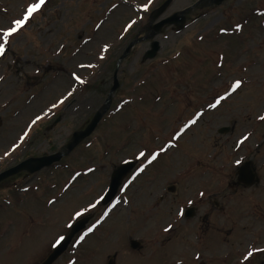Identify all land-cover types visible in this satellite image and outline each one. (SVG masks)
Instances as JSON below:
<instances>
[{
	"label": "rangeland",
	"instance_id": "374dc122",
	"mask_svg": "<svg viewBox=\"0 0 264 264\" xmlns=\"http://www.w3.org/2000/svg\"><path fill=\"white\" fill-rule=\"evenodd\" d=\"M164 1L45 0L9 38L0 56V174L61 151L101 109L115 73L119 88L110 112L73 153L0 184V264H41L81 218L89 228L102 222L54 264H108L115 255V264H245L243 253L264 249V121L257 119L264 115V0L195 8L183 31L167 26L154 39L155 59L144 60L149 41L124 57ZM197 1L173 0L164 18ZM38 2L0 0V43ZM237 79L241 89L210 107ZM226 126L234 130L219 134ZM151 153L159 155L149 163ZM246 160L260 182L234 189ZM129 161H138L136 170L103 206L115 168ZM188 207L196 216L185 220ZM251 264H264V252Z\"/></svg>",
	"mask_w": 264,
	"mask_h": 264
},
{
	"label": "water",
	"instance_id": "95a60500",
	"mask_svg": "<svg viewBox=\"0 0 264 264\" xmlns=\"http://www.w3.org/2000/svg\"><path fill=\"white\" fill-rule=\"evenodd\" d=\"M223 1L225 0H199L192 7H189L183 10L182 12H179L163 21H159L156 24H153L155 21L159 19V17L166 11L167 7L171 4L172 0H167L160 8H158L153 12L152 16L150 17L149 24L145 28L144 37L134 39L128 46L127 50L125 51L124 57L129 54L131 49L136 44L144 41L153 40L156 36H158L161 33L162 29L167 25H175L179 30H182L184 28L185 15L188 14L192 9L197 7H204L208 5H219ZM159 48H160L159 42L153 41L151 44V50H149L146 53L144 60L155 58ZM118 87H119V83L115 73L113 87L101 109L94 115V117L92 118L91 122L89 123V125L86 127L85 130L73 134L71 141L62 151L49 156L27 159L22 163H20L19 165L0 174V182L20 172H27L30 175H34L42 171L43 169L52 167L54 164L59 163L63 159V157L68 156L82 141H84L93 134V132L99 125L102 118L108 112L111 105L112 96L116 92ZM58 122L59 119L55 121L53 126H55ZM1 124L2 123L0 121V127ZM51 128L52 127L48 129ZM230 130L231 128H223L219 132L226 134ZM132 167H133V163H126L117 167L114 170L111 177V183L108 192L106 193V195L102 200L103 204H107L116 195L118 187L120 186L123 177L127 174V172H129L132 169ZM258 183H259V178L257 176V173L255 172V169L253 168V163L248 160L238 169L237 184H244L246 187H251ZM192 216L193 213L191 211L190 212L188 211L187 217H192ZM88 220H89L88 218H82L76 221L72 225L69 234L64 238V240L58 246L55 247L52 253L42 264H53L68 249L74 236L83 230ZM131 246L133 249H137L139 248V242L134 240L131 242ZM109 264H113V261H111Z\"/></svg>",
	"mask_w": 264,
	"mask_h": 264
},
{
	"label": "snow or ice",
	"instance_id": "6c2138e0",
	"mask_svg": "<svg viewBox=\"0 0 264 264\" xmlns=\"http://www.w3.org/2000/svg\"><path fill=\"white\" fill-rule=\"evenodd\" d=\"M151 2V0H149V3ZM45 4V0H39L38 3H34V4H30L27 6V9H26V13L24 15V18L23 19H17L15 20L14 22H12L14 24V27H9L7 30L3 31L2 33V39H3V43H0V56H2L5 52V45L9 42V38L10 37H13L14 35H16L25 25L26 23L29 21V19L33 16L34 13H36L37 11H39L42 6H44ZM143 11H148V5H144L143 6ZM242 30V25L240 24H237L236 25V31L237 32H240ZM200 39L202 40L203 37H200ZM102 51L103 52H107L108 49H107V46H104L102 48ZM100 59H104L103 56L100 57ZM92 65H89V67H91ZM81 67H84V65H81ZM218 67H222V65H218ZM73 78L75 80H77L80 84H84L85 81L80 79L79 77L77 76H73ZM242 84L243 82L239 79H237L234 83L230 84L229 86V91L225 93V95L223 96H220L218 99H216L215 103L214 104H211L210 107L212 108H215L217 107L221 101L225 100L228 98L229 95L233 94V93H236L237 90L241 89L242 87ZM69 95H71L72 93L69 92L68 93ZM61 103H63V101H60ZM41 117L37 116L36 117V120H39ZM258 120L260 121H264V115H259L257 117ZM36 121H33V123H35ZM196 121L195 120H190L188 121L187 124L184 125L183 128L180 129V131L173 137L174 139H178L179 136L189 127L191 126L192 124H194ZM26 135V134H25ZM23 139V138H22ZM248 139V136L245 135L240 141H238V144H242L245 140ZM161 151H164V149L162 148ZM7 155V154H6ZM159 155V153H151L150 154V159H149V163L155 161L157 159V156ZM145 157V152L144 151H139V156L138 158H144ZM237 164H239V161H237ZM143 169H141L142 171ZM89 171H93L92 169H89ZM80 174L77 173V176H79ZM125 188H127V185H125ZM24 191H27V189H24ZM201 197H203L204 193L201 192L199 194ZM49 204H52V203H55V201H52V200H49L48 201ZM125 203H127V201H125ZM189 203H191V201H189ZM95 205H90L89 207H94ZM83 213L80 212V211H77L75 213V216L77 218H79L80 216H82ZM108 215V213H105L104 216L106 217ZM182 215V213H181ZM99 223V222H98ZM67 227H72L71 224H68ZM96 226H93V228H89L88 229V233H91L94 228ZM172 226L171 225H168L167 227L164 228V231L165 232H169L171 230ZM88 233H86L85 235H87ZM64 240V237L61 235L59 237L56 238L55 240V243L53 244V247H56L58 246L62 241ZM84 240V236H81L80 237V241L79 242H82ZM78 242V243H79ZM257 251H260V252H264V249L262 248H257V247H253L252 250H247L245 253L242 254V260L243 262H245V264H251V261L255 255V253Z\"/></svg>",
	"mask_w": 264,
	"mask_h": 264
},
{
	"label": "flooded vegetation",
	"instance_id": "af4514ba",
	"mask_svg": "<svg viewBox=\"0 0 264 264\" xmlns=\"http://www.w3.org/2000/svg\"><path fill=\"white\" fill-rule=\"evenodd\" d=\"M22 174V177H24V179H27V178H29L30 176L27 174V173H25V172H22V173H20V174H18V175H21ZM18 175H16V176H18ZM16 176H13L12 178H14V177H16ZM10 180H11V178H9ZM5 181H7V180H5ZM4 181V182H5ZM3 183V182H2Z\"/></svg>",
	"mask_w": 264,
	"mask_h": 264
}]
</instances>
